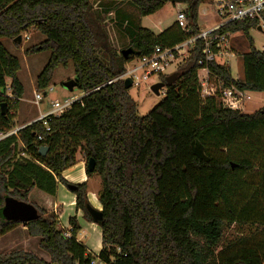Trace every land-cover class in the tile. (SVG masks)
I'll return each instance as SVG.
<instances>
[{
  "label": "trees",
  "instance_id": "16d2710c",
  "mask_svg": "<svg viewBox=\"0 0 264 264\" xmlns=\"http://www.w3.org/2000/svg\"><path fill=\"white\" fill-rule=\"evenodd\" d=\"M169 1L0 0V133L13 129L10 110L16 113L24 94L21 63L3 43L6 37L15 39L30 27L45 35L26 50L51 51L37 76L39 91L50 86L58 66L72 63L77 87L88 93L62 115L50 117L49 131L42 120L22 128L18 138L25 156H20L16 136L0 141V236L23 224L4 219L5 200L31 203L34 188L55 195L58 183H70L63 172L78 163L80 151L96 162L94 172L86 173L101 179L97 196L103 208L102 248L94 254L78 237L82 227L77 216L69 218L72 235L65 237L59 215L32 203L41 217L25 226L30 236L41 238L39 247L50 261L18 249L0 252V264H92L96 258L100 264H264V106L248 114L223 107L217 97L201 96L202 40L195 42L175 70L177 79L166 85L164 98L146 115L139 114L123 80L106 84L124 72L128 59L150 55L159 46L174 47L202 32L197 21L205 0H172L183 4L190 33L175 22L156 34L121 9L129 4L141 17ZM109 13L129 37L126 47L133 52L127 58L110 41L105 25ZM261 23L229 22L219 28L220 33L241 31L250 43L242 57L243 78H234L228 64L210 65L223 88L264 92V51L253 45L249 33ZM159 77L165 81L167 75ZM9 79L18 98L13 105L6 94ZM77 187L76 209L93 223L86 209L88 182ZM232 225L238 230L247 226L249 233L222 246L225 228Z\"/></svg>",
  "mask_w": 264,
  "mask_h": 264
},
{
  "label": "rangeland",
  "instance_id": "374dc122",
  "mask_svg": "<svg viewBox=\"0 0 264 264\" xmlns=\"http://www.w3.org/2000/svg\"><path fill=\"white\" fill-rule=\"evenodd\" d=\"M214 1L215 0H205L199 6V17L197 22L201 31L214 27L218 24H223L225 22L224 19L218 15L217 5ZM181 5L183 4L179 1L174 3L172 0H170L169 2H166V4L162 9L155 12L154 14L141 16V17L140 14L136 12L137 9L131 6L132 8L131 10L133 12L134 18L139 19L140 17L139 23L143 27L154 28V30L157 31L159 30V27H168L176 21L178 11L179 9H181ZM109 20H111L110 16H108L107 20L105 21L106 23L105 25L109 33V37L112 45L118 50L126 49L127 48L126 40L123 37L119 36V34L116 32V29L113 28L114 26L112 21ZM249 33L250 36L253 38V45L257 49L264 51V25L262 26V30H259L256 27V28H252L249 31ZM21 36H22V41L19 44H17L15 40L12 38L6 37L2 39L3 43L8 47V49H10L12 53L15 54L20 60L21 69L18 72V76L24 85V94L23 97L21 98L20 106L17 109V114L13 120V124H12L13 128L14 127L16 128L17 125L23 123L25 120H29L31 118L39 116V114H41V110H44V106H47L48 108L51 107L53 102L57 99L63 100L64 96L77 97V98L84 96V92L80 90L78 87H75L73 91H69L64 85L67 81L74 79V65L72 63H70L68 66L60 65L56 68L50 86L48 87V88H53L52 92H47V94L44 95L43 94L44 90L39 91L36 86L37 76L48 62L51 56V51H42L39 53L26 52V50H28L31 46L37 45L41 42L43 38L45 39V35L39 32L35 27H30L28 30L23 32ZM26 36H28L27 40L25 38ZM230 44L235 54V57H232L229 60L228 65L232 69V75L234 78L237 79L243 78L244 69H243L242 57L243 54L250 51L249 40L243 32L238 31L230 34ZM185 57L186 56H184V58ZM177 65L173 66L172 72L175 71ZM8 81L10 83V79ZM159 81H160V77L158 75H153L150 77L148 82H145L140 86L130 87L129 93L133 97V99L137 102L138 112L140 115L148 114L164 98V91H161L159 95H156L151 91V86ZM48 88L46 90H48ZM34 92L43 94L44 100L39 105L34 103L35 100ZM250 95L251 98L246 101L242 109L243 112L248 114L254 113L255 111L259 110L261 107L264 106V92H250ZM77 160L83 161L84 164L86 165L87 159L83 151H80L77 154ZM81 167H82L81 165L76 166L71 172H68L66 176H68L69 179L75 182H82L83 170ZM101 189H102V182L99 175L94 173L91 176H89L88 190L95 191V193L98 195ZM37 191L39 192V190L36 189L34 193H36ZM61 195L63 196V193H61ZM96 196L91 194L90 199L92 204L98 207L101 203ZM72 199L73 197L66 199L65 203L68 204ZM39 208L47 211L48 214L60 215V210H59L60 207L56 208V212L48 211L41 206H39ZM75 209L76 207H73V209H71L73 210V213ZM65 210L69 211L70 208L65 207ZM48 214H46V217L48 216ZM74 216H76V214H74ZM83 220L85 219L83 217V212H82L81 221ZM249 229L250 228L247 226L243 227V230H238V228L234 225L227 226L225 228V234H224L222 246H224L228 241L239 240L243 237L245 238L249 233ZM15 232L11 237L13 238L17 237L15 235ZM79 237L84 244H88L89 246L92 247L100 246L101 235L97 231L92 232V230L85 228L84 230H81ZM8 238H10V236L5 237L4 239H0V252L10 251L8 250L9 249ZM18 249H13V250H18ZM220 249L221 247L218 248V250ZM44 257L47 260L50 259L49 256L46 254H44Z\"/></svg>",
  "mask_w": 264,
  "mask_h": 264
},
{
  "label": "built area",
  "instance_id": "2783aa9c",
  "mask_svg": "<svg viewBox=\"0 0 264 264\" xmlns=\"http://www.w3.org/2000/svg\"><path fill=\"white\" fill-rule=\"evenodd\" d=\"M214 2L217 5L218 15L225 21L223 24H218L214 27L203 30L198 35L190 36L174 47L163 48L159 46L155 48L150 55L128 59L125 64L124 72L118 77L108 81L106 84H112L115 81H124L125 79L130 78L132 80V86H140L141 84L148 82L153 75H169L173 70V66L182 61L184 56H187L189 51L194 47L195 42L197 40H202L204 48L202 51V57L198 61V80L201 88V96L217 97L222 102L223 107L242 111L243 105L251 98L250 92L240 90L234 85L223 88L222 79L211 72L210 65L213 62L229 64V60L232 57H235L230 44V33H220L218 32L219 28L229 22H244L255 19H259L262 22L261 26H263L264 0H215ZM112 14L113 13H109V16ZM176 23L183 31L190 33L184 7L178 11ZM25 38L27 40L28 36ZM98 89L99 87L95 90ZM52 91L53 88H48L43 94L46 95L47 92ZM162 91L165 93L164 89ZM6 94L9 98L10 104L13 105L18 98L12 92L11 81L10 83L8 81ZM43 94L35 92L34 103L39 105L44 100ZM87 94L88 93L84 92V96ZM82 97H67L63 100H55L51 105V108L47 112L41 114L33 122L42 120L46 125V130L49 131L48 119L50 117H58L62 115L72 107L75 101ZM10 114H15L13 108H11ZM24 127L25 125L0 133V141L13 135L18 138L19 131ZM38 139L41 141L43 137L39 136ZM17 142L19 144L20 156L23 157L26 155V148L19 138L17 139ZM61 228L65 237H70L72 235L73 228L70 223L69 225L61 224ZM92 264H100L99 259L96 258L93 260Z\"/></svg>",
  "mask_w": 264,
  "mask_h": 264
},
{
  "label": "crops",
  "instance_id": "0c3cea01",
  "mask_svg": "<svg viewBox=\"0 0 264 264\" xmlns=\"http://www.w3.org/2000/svg\"><path fill=\"white\" fill-rule=\"evenodd\" d=\"M183 7L184 6L181 5V8H183ZM121 9H122V11L133 15V12L131 10L132 9L131 8V5H129V4H123L121 6ZM136 12H138V11H136ZM113 13H114V11H113ZM114 15L115 14L110 15V17H114ZM109 21H112L113 26H114L113 28L116 29V32L119 34V36L123 37L126 40L127 44H128L129 37L125 33H123V31L119 30L117 24H115V22H114L115 20L111 19ZM139 21H140V17H139ZM170 26H168V27H170ZM168 27H159V30H157V31H155L154 28H150V29H152L156 34H159V33L163 32L165 29H167ZM43 40H45V39L43 38L41 40V42ZM23 87H24V85H23ZM34 95H35V92H34ZM67 97L68 96H64V98H67ZM20 101H21V99H20ZM19 106H20V102H19L18 108H19ZM46 107L47 106H44V110H41V114L47 112L49 110V108H51V107H49V108L48 107L46 108ZM16 114H17V110H16V113H15V116H16ZM41 114H39V116ZM39 116L34 117V118H31L29 120H25L23 123L17 125L16 127H19V126H23V125H27L29 123H32ZM79 165L82 166L81 168L83 170V178H82V182H75V181L69 179L68 176H66V174L68 172H71L76 166H79ZM85 166L86 165L84 164V162L81 161V160H79L77 164H75L74 166L68 168L67 170H65L63 172V177L66 180H68L69 182H71V183L81 184V183L86 182V181L88 182L89 176L86 173V167ZM36 189L39 190V192L37 191L36 193H34ZM61 193H63V196L61 195ZM73 193L69 189H67V187L65 185H63L61 183H58L57 184V188H56L55 195H50V194H48V193H46V192H44V191H42V190H40L38 188H34V189L31 190V192L29 194V200L32 203H34V204H36L38 206H41V207L45 208L46 210L52 211V212L53 211L56 212V208L60 207V209L62 210V213L59 215L60 224L69 225V218L71 216H74V214H76V216L78 218V221H79V223H80V225L82 227V230H84L85 228L86 229H90V230H92V232L97 231L101 235V241H100V246L99 247H97V246L96 247H92V246H89L88 244H86L88 246V248H89L90 251H92L94 254H98L100 252L101 248H102V230H101L100 226L97 225V224H95V223H91V222H88L86 220L81 221V217H82V211L81 210L75 209L74 210V213H73V210H71V209H73V207H76V205H75V203H76L75 202L76 201V195L73 194ZM91 194H93L94 196L97 195L95 193V191L90 190L89 193H88V199H89L90 202H91V199H90V195ZM72 195H74V196H72ZM70 197H73V199L68 204H66L65 203V200L68 199V198H70ZM96 197L98 199V196H96ZM65 207H69L70 210L69 211L68 210H65ZM97 208H102L101 204H100V207L98 206ZM20 228H21V230H20ZM15 231H17V232H15ZM14 232H15V235L17 236L15 238L11 237V236H13V233ZM7 236H10V238H8V246H9V249L8 250H10V251L13 250V249H18V248L19 249H25V250L34 252L35 254H37L38 256H40L43 259H45L44 254L48 255L43 250H41L40 247H39V242H40V239L41 238L40 237L30 236L28 234L27 227L24 224H21V225L16 226L13 230H11L10 232H8L7 234H5L3 236H0V239H4ZM14 239L15 240H18V241H15ZM79 239H80V237H79ZM45 260H47V259H45ZM47 261H50V259L47 260Z\"/></svg>",
  "mask_w": 264,
  "mask_h": 264
},
{
  "label": "water",
  "instance_id": "95a60500",
  "mask_svg": "<svg viewBox=\"0 0 264 264\" xmlns=\"http://www.w3.org/2000/svg\"><path fill=\"white\" fill-rule=\"evenodd\" d=\"M258 29L262 30V26H259ZM14 40L15 42L21 43L22 36L19 35ZM121 52L123 56L127 58L128 55L133 52V49L127 48V49H123ZM177 77H178V73L176 71L170 73L165 78V81L160 80L159 82L153 84L151 86V91L156 95H159L162 89H164L167 84H172L177 79ZM64 85L69 91H73L74 88L77 87V82L73 79L67 81ZM124 85L127 89H130V87H132V80L130 78L125 79ZM1 106H2V114L4 115L7 114V104L3 103ZM30 124L31 123L25 126H28ZM41 150H42V154L45 155L48 148L44 146L42 147ZM85 167L89 172H94L96 167L95 160L93 158L88 159ZM232 167H234V164ZM66 187L67 189H69L71 192L74 193L78 189L77 184L71 182ZM86 209L90 214V216L92 217L95 224L99 225L103 221V208H97L89 201V203L86 205ZM1 212L4 219L8 221H18L23 223L24 225L31 221H35L41 217L37 207L34 204L26 201H21L12 197H9L5 200V205L3 206Z\"/></svg>",
  "mask_w": 264,
  "mask_h": 264
},
{
  "label": "bare ground",
  "instance_id": "6f19581e",
  "mask_svg": "<svg viewBox=\"0 0 264 264\" xmlns=\"http://www.w3.org/2000/svg\"><path fill=\"white\" fill-rule=\"evenodd\" d=\"M99 207H100V205H99Z\"/></svg>",
  "mask_w": 264,
  "mask_h": 264
}]
</instances>
